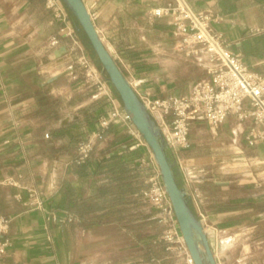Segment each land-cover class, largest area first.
<instances>
[{"label":"crops","instance_id":"1","mask_svg":"<svg viewBox=\"0 0 264 264\" xmlns=\"http://www.w3.org/2000/svg\"><path fill=\"white\" fill-rule=\"evenodd\" d=\"M187 1L213 14L214 31L237 42L232 49L242 53L248 68L264 74V0ZM84 3L101 39L141 91L163 98L190 90L197 65L177 48L169 19L149 23L151 5L145 0ZM62 47L68 52L57 57ZM75 59L45 0H0V213L10 220L12 241L3 262L151 264L164 250L154 243L160 226L140 197L147 175L141 160L150 159V151L130 152L128 125L115 122L108 140L77 163L76 140L123 106L115 92L93 97L97 90L87 87ZM199 69L200 80L205 72ZM251 127V120L233 116L218 129L193 123L191 131L212 134L197 143L189 134L184 163L204 169L198 182L186 184L173 160L194 211L196 202L202 204L222 237L227 264L241 257L240 264H264V140L250 146ZM32 190L43 209L30 205ZM51 213L61 221H51ZM247 239L260 240V256L243 257L252 255L249 246L234 253Z\"/></svg>","mask_w":264,"mask_h":264},{"label":"built area","instance_id":"2","mask_svg":"<svg viewBox=\"0 0 264 264\" xmlns=\"http://www.w3.org/2000/svg\"><path fill=\"white\" fill-rule=\"evenodd\" d=\"M145 1L151 5L148 22L154 23L160 18L169 19L172 38L177 48L183 52L186 61L196 64L205 72V77L194 82L186 94L163 98L156 97L149 91H141L131 75H126L160 128L167 151L177 163L184 182L191 184L204 178V169L184 163V154L190 148L189 134L194 122L204 121L210 128L218 129L230 116L240 122L251 120L252 127L246 136L247 143L256 146L264 140V74L248 68L242 53L232 49L237 42L234 43L228 36L214 31L212 23L215 17L210 12L196 11L187 0ZM45 5L60 23V31L64 37L71 41L73 53L77 50L81 52V56H76V59L78 58V64L84 68L88 88L97 90L93 97H110V87L107 88L109 81L100 75L92 60L85 55L71 19V12L62 0H45ZM115 122L128 125V132L134 140L128 147L130 152L146 147L151 154L150 159L141 160V167L147 175L146 187L141 191L140 197L151 217L160 226V235L154 243L165 254L164 257H153L151 264H194L163 183L160 168L142 134L133 124L131 115L124 108L108 111L100 117L98 129L86 132L76 140L74 145L77 163H85L94 155L98 142L104 143L108 140V132ZM45 137L50 138V133ZM29 197L31 206L43 209V202L35 190L31 191ZM196 204L197 216L204 230L214 239L217 263L227 264L218 248L222 245V237L209 222L202 204ZM49 219L55 223L61 221L55 213H51ZM72 219L71 216L68 218L69 221ZM9 228L10 220L0 213V264H4L3 258L12 245L8 236Z\"/></svg>","mask_w":264,"mask_h":264},{"label":"water","instance_id":"3","mask_svg":"<svg viewBox=\"0 0 264 264\" xmlns=\"http://www.w3.org/2000/svg\"><path fill=\"white\" fill-rule=\"evenodd\" d=\"M79 24L78 32L83 31L90 46L96 53L103 71L122 101L123 108L132 117V122L142 134L152 155L158 164L161 177L173 204L180 230L185 238L194 264H218L214 256V239L204 230L201 220L189 203V196L181 187L173 167L175 163L167 153V145L160 128L153 120L130 80L124 74L113 53L101 39L93 22L92 14L84 0H62ZM68 48L62 47L56 52L57 57L67 54ZM222 245L218 248L221 249Z\"/></svg>","mask_w":264,"mask_h":264},{"label":"rangeland","instance_id":"4","mask_svg":"<svg viewBox=\"0 0 264 264\" xmlns=\"http://www.w3.org/2000/svg\"><path fill=\"white\" fill-rule=\"evenodd\" d=\"M78 39H79V42H80V44L82 45V47L84 48V53H85V55L87 56V58H89V59H91L92 60V62L94 63V65L96 66V69L98 70V72L100 73V75L101 76H103L104 77V74H103V72H102V69L100 68V65H99V63H98V61H97V57H96V54L94 53V51H93V49L88 45V44H86L85 45V43H84V36L83 35H81V34H78ZM69 42L71 43V41L69 40ZM72 44V43H71ZM87 46V47H86ZM73 55H75V56H77L78 58L81 56V52L79 51V50H77V51H74V53H73ZM78 58L77 59H75V61L77 62V65H79L78 64ZM188 63H190L189 61H188ZM80 66V65H79ZM200 68V67H199ZM198 68V66L196 67V70H195V72H190V75L191 74H193V75H195V81H198L199 80V77H200V73H201V71H200V69ZM80 71H82V73H83V76H84V80H85V75H84V68L82 67V66H80ZM85 82H86V80H85ZM175 83L177 84L178 83V81H175ZM86 84H87V87H88V83L86 82ZM108 84L109 85H107V88L108 87H110V89L108 90L109 91V93H110V95H112L113 94V92H114V90H113V88H112V86L110 85V83L108 82ZM119 102H121V100H119ZM123 106V105H122ZM123 108V107H122ZM91 111H89V112H86V115H88V114H90L89 116H91ZM206 136V137H205ZM205 138H212V134L208 131V132H206V133H201V132H198V131H194V130H192L191 131V139L193 140V141H195L196 143L197 142H202ZM232 162V160L231 161H229V162H227V163H231ZM217 163H221L220 164V166L219 167H222L223 166V159H221L220 161H218ZM234 163L235 162H232L231 164H233L234 165ZM235 166V165H234ZM260 240L259 239H247V240H245L241 245H238V247L236 248V250L234 251V253L235 254H239L241 251H243L244 250V252H247L248 251V246H249V248H250V250H252V255H246V256H243V257H253V256H260V249H258V248H256V246H258V245H256L257 244V242H259ZM225 242H232L233 243V240L232 239H229V240H227V241H225ZM255 243V244H253L255 247H252V243ZM246 246H247V248H246ZM226 252V251H225ZM225 252H223V244H222V253H225ZM165 255V254H164ZM157 257H160V256H157ZM162 257H164V256H162ZM239 257H241V255L239 256ZM243 262H245V259H242V257H241V261L239 262V263H243Z\"/></svg>","mask_w":264,"mask_h":264},{"label":"trees","instance_id":"5","mask_svg":"<svg viewBox=\"0 0 264 264\" xmlns=\"http://www.w3.org/2000/svg\"><path fill=\"white\" fill-rule=\"evenodd\" d=\"M74 19H75V18H74ZM75 21H76V19H75ZM76 26L79 27V24H78L77 21H76ZM80 34L84 36V43H85V45L88 44V45L90 46V44H89V42H88V39H87L86 35L84 34V32L81 31ZM86 47H87V46H86ZM90 47H91V46H90ZM91 48H92V47H91ZM92 49H93V48H92ZM93 51H94V50H93ZM94 53H95V52H94ZM95 54H96V53H95ZM96 57H97V55H96ZM97 61H98L99 65H100V68L102 69V67H101V63H100L98 57H97ZM102 72H103L104 76L106 77V79H107V80L109 81V83H110V80H109L107 74L103 71V69H102ZM110 84H111V83H110ZM111 86H112V85H111ZM112 88H113V86H112ZM113 90H114V92L116 93V91H115L114 88H113ZM116 95L118 96L117 93H116ZM118 98H119V96H118ZM119 99H120V98H119ZM120 100H121V99H120ZM121 102H122V101H121ZM122 105H123V104H122ZM167 153H168V151H167ZM168 156L171 158V156H170L169 153H168ZM171 161L174 162L172 158H171ZM173 169H174L175 175H176V177H177V180H178L180 186L183 187V185H182V181H181V178H180V176H179V173H178V170H177L176 166H174ZM189 203H190V201H189ZM190 205H191V203H190ZM191 207H192V205H191ZM192 209H193V207H192ZM193 210H194V209H193ZM194 212H195V211H194ZM195 213H196V212H195Z\"/></svg>","mask_w":264,"mask_h":264},{"label":"bare ground","instance_id":"6","mask_svg":"<svg viewBox=\"0 0 264 264\" xmlns=\"http://www.w3.org/2000/svg\"><path fill=\"white\" fill-rule=\"evenodd\" d=\"M221 251H222V247H221ZM223 254V253H222ZM223 256H224V254H223Z\"/></svg>","mask_w":264,"mask_h":264}]
</instances>
